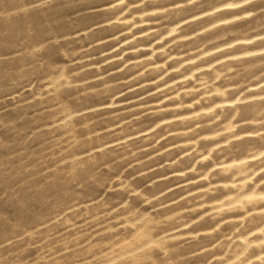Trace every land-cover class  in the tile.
<instances>
[{"label": "rangeland", "instance_id": "374dc122", "mask_svg": "<svg viewBox=\"0 0 264 264\" xmlns=\"http://www.w3.org/2000/svg\"><path fill=\"white\" fill-rule=\"evenodd\" d=\"M0 264H264V0H0Z\"/></svg>", "mask_w": 264, "mask_h": 264}]
</instances>
